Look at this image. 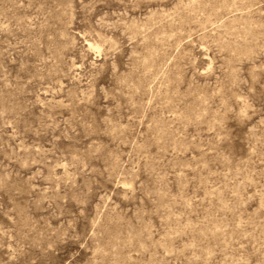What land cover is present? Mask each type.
<instances>
[{"label":"rangeland","instance_id":"rangeland-1","mask_svg":"<svg viewBox=\"0 0 264 264\" xmlns=\"http://www.w3.org/2000/svg\"><path fill=\"white\" fill-rule=\"evenodd\" d=\"M0 264H264V0H0Z\"/></svg>","mask_w":264,"mask_h":264}]
</instances>
